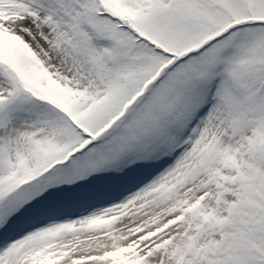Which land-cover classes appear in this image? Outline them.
Returning <instances> with one entry per match:
<instances>
[{"label":"snow or ice","instance_id":"1","mask_svg":"<svg viewBox=\"0 0 264 264\" xmlns=\"http://www.w3.org/2000/svg\"><path fill=\"white\" fill-rule=\"evenodd\" d=\"M0 264H264V0H0Z\"/></svg>","mask_w":264,"mask_h":264}]
</instances>
